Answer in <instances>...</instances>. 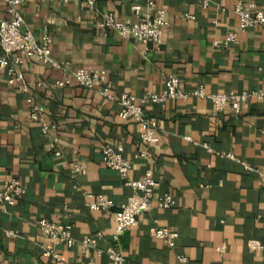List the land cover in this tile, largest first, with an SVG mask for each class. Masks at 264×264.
I'll use <instances>...</instances> for the list:
<instances>
[{
	"label": "crops",
	"instance_id": "1",
	"mask_svg": "<svg viewBox=\"0 0 264 264\" xmlns=\"http://www.w3.org/2000/svg\"><path fill=\"white\" fill-rule=\"evenodd\" d=\"M145 1L94 0L93 10L85 0H23L19 6L22 29L37 39L46 30L55 59L72 69L106 70L114 99L99 90L54 87L63 72L35 58L21 65L24 93L0 67V180L16 179L24 189L13 206L0 203V264H113L109 251L121 264H264V177L258 173L264 168V101L249 99L237 115L229 104L215 113L208 97L142 104L147 94L162 93L168 75L179 78L185 94L264 90V27L239 28L241 0L206 6L155 0L168 22L159 47L100 27L103 12L132 20L131 6ZM251 1L264 11V0ZM4 8L0 0L2 16ZM229 32L236 39L225 45ZM122 94L158 120L159 142L149 160L138 156L147 150L138 124L118 116ZM32 105L43 108L41 122L30 119ZM106 143L123 147L131 162L126 179L102 162ZM147 170L156 182L153 207L115 234L114 215L135 194L126 182ZM167 193L174 206L160 210L156 202ZM84 194L105 196L111 207L92 211ZM39 220L69 225L74 245L53 243L41 234ZM155 225L177 232L174 247L151 236ZM96 235L93 247L82 246Z\"/></svg>",
	"mask_w": 264,
	"mask_h": 264
},
{
	"label": "built area",
	"instance_id": "2",
	"mask_svg": "<svg viewBox=\"0 0 264 264\" xmlns=\"http://www.w3.org/2000/svg\"><path fill=\"white\" fill-rule=\"evenodd\" d=\"M5 3L4 16L0 15V47L2 57L0 58V67L5 68L8 74L10 85L16 87L19 91L26 93L27 87L24 82L21 65L25 58H35L41 63L51 68L59 69L63 72V77L54 82L56 88L81 87L88 90H99L101 96L108 101H113L111 85L104 69L75 68L72 69L67 61L57 60L52 56L49 46V33L44 30L39 39L35 38L30 30H23V16L19 6L23 0H2ZM67 2L68 0H64ZM88 9H94V0H85ZM209 0H202L203 6L208 4ZM133 13L132 20L119 19L112 12H103L101 14L100 27L103 31H112L124 39H132L144 44H153L159 47L162 43L163 31L168 26L165 17V11L158 8L155 0H146L144 5L134 4L131 6ZM235 12L239 17V28H246L259 25L264 27V11L259 9L251 0H241L235 7ZM191 17V16H188ZM236 39L234 32H229L223 44L228 45ZM218 43V42H217ZM42 82L38 81L36 87H41ZM208 97L214 105V112L221 111L226 104H229L234 114H239L241 107L249 99L264 101V90H255L250 92L232 93L229 95H209L206 96L203 90L198 89L185 94L180 90V80L175 75H168L165 79V88L162 93L147 94L142 99V104L154 103L164 104L168 100L178 98ZM117 103L120 107L118 116L123 119H132L138 124L140 129V141L147 150L139 153V157L149 160L152 156L150 148L159 142L158 120L145 115L141 104L136 102L132 95L122 94ZM41 106L32 105L30 119L41 122L43 113ZM48 127L43 124L42 132L45 134ZM54 146L53 144L51 145ZM124 149L121 145H112L109 143L101 146L102 162L104 165L114 170L122 179H126L131 169V162L123 156ZM59 156V152H55ZM229 158L234 159L232 155ZM76 173L85 172L81 167H75ZM260 176L264 177V168L259 170ZM126 185L131 187L135 194L130 196L127 201L120 206L119 211L114 215L113 230L115 234L120 233L136 225L140 216L149 212L153 207V192L156 182L152 178V172L147 170L141 179L127 181ZM24 189L16 179L7 182L0 180V203L13 206L16 201L23 196ZM88 200L87 206L90 210L96 212L107 211L111 207V202L105 196L93 197L90 194H84ZM160 210H167L174 206L173 196L169 193L162 195L156 202ZM37 226L42 235L50 239L57 245H64L71 248L74 241L71 239L69 225H64L45 220H39ZM154 239L162 241L168 247H174L178 234L175 230L167 227L155 225L151 231ZM100 235L88 237L82 241L83 247H93ZM253 247L259 245L252 241ZM49 254L48 252L46 253ZM108 257L113 264H121L122 257L113 251L108 252ZM182 261L184 259H181Z\"/></svg>",
	"mask_w": 264,
	"mask_h": 264
}]
</instances>
